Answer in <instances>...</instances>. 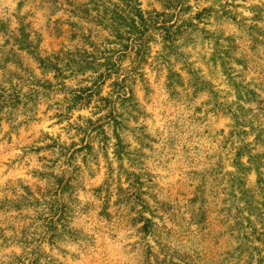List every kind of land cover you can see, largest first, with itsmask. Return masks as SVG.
Here are the masks:
<instances>
[{"label": "rangeland", "instance_id": "obj_1", "mask_svg": "<svg viewBox=\"0 0 264 264\" xmlns=\"http://www.w3.org/2000/svg\"><path fill=\"white\" fill-rule=\"evenodd\" d=\"M0 264H264V0H0Z\"/></svg>", "mask_w": 264, "mask_h": 264}]
</instances>
